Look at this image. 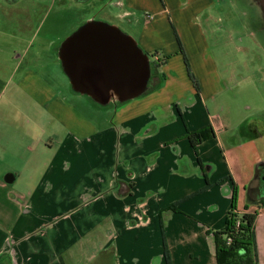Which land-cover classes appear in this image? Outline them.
Masks as SVG:
<instances>
[{
	"label": "crops",
	"instance_id": "1",
	"mask_svg": "<svg viewBox=\"0 0 264 264\" xmlns=\"http://www.w3.org/2000/svg\"><path fill=\"white\" fill-rule=\"evenodd\" d=\"M71 2L126 20L139 48L164 60L140 96L105 104L112 113L100 124L0 46V264H218L213 233L233 190L238 214L257 211L264 264L263 67L246 45L232 55L211 36L221 20L213 0ZM170 32L180 45L167 57ZM241 100L252 115L239 114ZM206 127L214 135L193 147L188 134Z\"/></svg>",
	"mask_w": 264,
	"mask_h": 264
},
{
	"label": "rangeland",
	"instance_id": "2",
	"mask_svg": "<svg viewBox=\"0 0 264 264\" xmlns=\"http://www.w3.org/2000/svg\"><path fill=\"white\" fill-rule=\"evenodd\" d=\"M213 1L214 6L217 7L216 13H219L221 20L217 23L220 29L211 36L218 35L221 38L220 41H226V51H231L232 55L235 54L233 50L235 44L246 45L248 49L245 51H249L252 56L251 65L257 69L263 67V71L258 69L259 71L255 73L258 78L257 84L261 86L264 84V26L254 20H258L259 23L262 22V18L264 20L263 6H260L259 2V6H256L252 0ZM29 3L30 0L20 5L10 6L0 0V46L5 47L9 44L8 47L13 57L19 56L16 59L19 69H31L58 98L64 99L69 104L75 103V110L81 111L82 115L87 118H97V123L102 124L112 113L111 105H97L88 96L72 90L56 55V47L85 23L88 17L116 25L122 32L134 38L132 28L126 20H118V22L109 20L105 10H102L103 6L95 3L85 5L84 3H73L71 0H63L59 6L58 3L52 1L51 6H31ZM31 3L36 4L32 0ZM175 36L176 33H168L169 39L163 44L164 56H172L171 53L175 51V46L180 43ZM254 39H257L256 44ZM172 47H174L173 50H171ZM151 62L153 64V61ZM246 93L243 92L241 95ZM250 99L253 100L249 96L242 98V100ZM257 99L258 101L262 99L260 104L264 106V96ZM242 100L239 114L253 113V106L250 110H244L242 105L246 102Z\"/></svg>",
	"mask_w": 264,
	"mask_h": 264
},
{
	"label": "water",
	"instance_id": "3",
	"mask_svg": "<svg viewBox=\"0 0 264 264\" xmlns=\"http://www.w3.org/2000/svg\"><path fill=\"white\" fill-rule=\"evenodd\" d=\"M57 56L72 89L100 105L140 96L151 72L134 38L102 21L83 23L59 44Z\"/></svg>",
	"mask_w": 264,
	"mask_h": 264
},
{
	"label": "trees",
	"instance_id": "4",
	"mask_svg": "<svg viewBox=\"0 0 264 264\" xmlns=\"http://www.w3.org/2000/svg\"><path fill=\"white\" fill-rule=\"evenodd\" d=\"M149 57V64L151 68V61L154 63L156 60V66L163 63L164 59H159L158 53H146ZM152 74V72H151ZM195 87L196 82H194ZM149 88L148 82L146 90ZM197 88V87H196ZM214 135L211 127L201 128L197 131L189 133L187 138L191 145L195 147L202 141L212 137ZM264 168V164L257 167L258 171ZM235 191L232 195V206L228 211L225 218L223 228L213 233L215 242L216 260L218 264H257V255L255 248L254 237V221L257 211L245 212L238 214L234 208ZM264 203V198L256 202V207L260 208ZM227 239H230L228 242Z\"/></svg>",
	"mask_w": 264,
	"mask_h": 264
},
{
	"label": "built area",
	"instance_id": "5",
	"mask_svg": "<svg viewBox=\"0 0 264 264\" xmlns=\"http://www.w3.org/2000/svg\"><path fill=\"white\" fill-rule=\"evenodd\" d=\"M154 60H157V58H154ZM227 241L229 242V241H230V239H227Z\"/></svg>",
	"mask_w": 264,
	"mask_h": 264
},
{
	"label": "flooded vegetation",
	"instance_id": "6",
	"mask_svg": "<svg viewBox=\"0 0 264 264\" xmlns=\"http://www.w3.org/2000/svg\"><path fill=\"white\" fill-rule=\"evenodd\" d=\"M257 2H260V4L262 3L260 0H257ZM261 6H262V4H261Z\"/></svg>",
	"mask_w": 264,
	"mask_h": 264
}]
</instances>
